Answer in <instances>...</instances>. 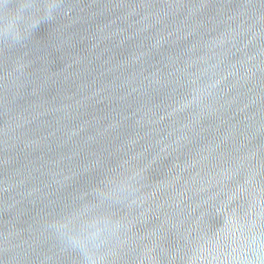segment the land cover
I'll use <instances>...</instances> for the list:
<instances>
[{
	"label": "water",
	"instance_id": "obj_1",
	"mask_svg": "<svg viewBox=\"0 0 264 264\" xmlns=\"http://www.w3.org/2000/svg\"><path fill=\"white\" fill-rule=\"evenodd\" d=\"M0 264H264V0H0Z\"/></svg>",
	"mask_w": 264,
	"mask_h": 264
}]
</instances>
